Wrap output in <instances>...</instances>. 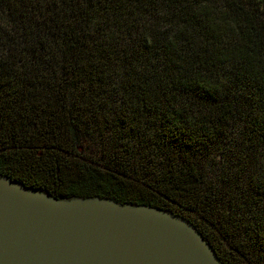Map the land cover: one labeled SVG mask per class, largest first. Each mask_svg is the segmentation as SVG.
I'll return each instance as SVG.
<instances>
[{
	"label": "trees",
	"instance_id": "trees-1",
	"mask_svg": "<svg viewBox=\"0 0 264 264\" xmlns=\"http://www.w3.org/2000/svg\"><path fill=\"white\" fill-rule=\"evenodd\" d=\"M0 175L264 264V0H0Z\"/></svg>",
	"mask_w": 264,
	"mask_h": 264
},
{
	"label": "water",
	"instance_id": "water-1",
	"mask_svg": "<svg viewBox=\"0 0 264 264\" xmlns=\"http://www.w3.org/2000/svg\"><path fill=\"white\" fill-rule=\"evenodd\" d=\"M0 264H224L188 219L110 198H57L0 175Z\"/></svg>",
	"mask_w": 264,
	"mask_h": 264
},
{
	"label": "rangeland",
	"instance_id": "rangeland-1",
	"mask_svg": "<svg viewBox=\"0 0 264 264\" xmlns=\"http://www.w3.org/2000/svg\"><path fill=\"white\" fill-rule=\"evenodd\" d=\"M244 264H248V262L247 261H244Z\"/></svg>",
	"mask_w": 264,
	"mask_h": 264
}]
</instances>
